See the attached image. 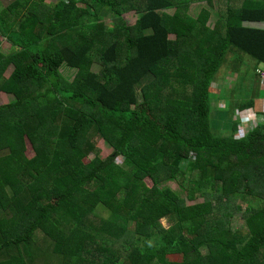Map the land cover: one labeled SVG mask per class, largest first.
I'll return each mask as SVG.
<instances>
[{
    "label": "trees",
    "instance_id": "obj_1",
    "mask_svg": "<svg viewBox=\"0 0 264 264\" xmlns=\"http://www.w3.org/2000/svg\"><path fill=\"white\" fill-rule=\"evenodd\" d=\"M195 1L0 0V264L42 235L59 264H264V119L236 139L254 102L222 131L210 107L224 64H264V0L213 26Z\"/></svg>",
    "mask_w": 264,
    "mask_h": 264
},
{
    "label": "rangeland",
    "instance_id": "obj_2",
    "mask_svg": "<svg viewBox=\"0 0 264 264\" xmlns=\"http://www.w3.org/2000/svg\"><path fill=\"white\" fill-rule=\"evenodd\" d=\"M4 4H8V2H4ZM206 6L205 2H195V3H191L190 4V8H189V12L191 14V16L196 17L199 12L200 9L202 7ZM224 7V3L223 2H219L217 1V3L215 2V5L213 7L212 10V14H218V12L220 11V9ZM172 11V10H170ZM215 16L212 15L211 17V26H213V22L215 20ZM253 25L255 26H259V27H264V22L263 23H254ZM5 44L6 47L10 48V46L12 45L9 41L5 40ZM243 54V53H242ZM243 56L245 57L242 62L240 61V66H241V72H239V76H241L242 82L238 85V87L236 89H230V87L234 86V84L232 83V81L235 79L236 77V72L232 73L233 71V67L232 64H224L223 67L220 68L217 76H216V80L215 83L213 85V87L211 88V91L214 93L215 91H218V87L219 85H228L229 89L227 91V93L231 94L232 91L237 93V94H241L243 95L245 98H248V96L251 95L252 90H254V85H255V80L256 77L260 76L258 74V70L260 71H264V64H261L257 67V70L255 72V68H256V63L254 62L253 58L247 54H243ZM97 69V67H95ZM11 71H9L10 73ZM264 82V81H263ZM185 90V89H184ZM257 90L262 91L264 94V89L263 88H258ZM226 93V91H225ZM224 93V94H225ZM261 94V93H260ZM12 98H14L13 96L9 95L8 93L4 92V93H0V105H4L9 103ZM262 99H258L254 101V104H256L257 101H263L264 97H261ZM210 107L211 110L214 109L213 107V96L211 95V99H210ZM258 105V103H257ZM263 109H264V103H263ZM262 117L258 116V122L262 121L264 119V114L262 113ZM257 122V123H258ZM256 124V123H255ZM113 152V149L110 148L109 146H107L105 144V142L103 140H100V138L97 140V149L95 151V153H93L90 157L87 158V160L85 161V163H89L91 159H93L95 156L100 157L101 159H105L107 156H109L111 153ZM27 154L29 157L33 156V151L32 148L30 147V145H28V151ZM118 163L121 164L122 163V159L118 158ZM151 185V182H148ZM173 189L178 190L179 188L176 184H169ZM240 214H236V216H239ZM163 224L166 228L170 227V223L168 222L167 219H164ZM43 236V235H42ZM40 236L37 237V241L36 244L33 245L32 249L30 251H32L35 255V258H41V263L42 264H59V263H63V260L58 257V256H54L53 259H48V258H42V257H53V253H52V245H51V241L48 240L45 236ZM108 245H113L115 244L114 240H110L108 239V241H105ZM158 241L154 240V244L156 249L154 250H147V254L151 257V258H157L158 255H161L162 260H167L170 262H178L181 263L183 262V257L182 256H170L168 258H165V256L163 255L164 253V248L163 246L160 244L157 245ZM27 255V254H26ZM31 257L29 255H27L25 257V260L28 261L30 260ZM38 264H40L38 262Z\"/></svg>",
    "mask_w": 264,
    "mask_h": 264
},
{
    "label": "crops",
    "instance_id": "obj_3",
    "mask_svg": "<svg viewBox=\"0 0 264 264\" xmlns=\"http://www.w3.org/2000/svg\"><path fill=\"white\" fill-rule=\"evenodd\" d=\"M217 1L218 0H214V2L211 4H209L207 1H199V2L195 1V2H198V3L205 2L206 6H204V7L209 9L212 13L215 2L217 3ZM240 1L241 0H235V4H239ZM195 2H193V3H195ZM204 7H202V8H204ZM212 15H214L216 18L218 16V14L217 15L212 14ZM216 18H215V20H216ZM9 49L10 48L6 47V44H5L4 50H9ZM228 59H229V61H231L232 57H228ZM239 72H241V70L236 72V77L232 81L234 86L230 87V89H236L238 87V85L242 82L241 76H239ZM214 83H213V85H214ZM213 85H212V87H213ZM258 88L264 89V82H263V79L261 78V76L256 77L255 85L253 88L254 90H252L251 95L248 96V98H245L243 95L237 94L233 91L231 94L227 93V91L229 89L228 85L223 86L220 84L218 89H217L218 91H215L214 93L211 91L212 92L211 95L213 96V107H214V109L212 110L213 111L212 115H211V122L213 123V126L215 128L221 129V131L223 129H226L228 127V125L230 126V123H229L230 121L227 120V115L229 112V104H232L231 105L232 106L231 109H232L233 107L237 108V104H241V103H245V102H249V101L254 102L255 100L262 99L261 97L262 96L264 97V94L262 91L257 90ZM225 91H226V93H225ZM257 103H258V105H257ZM263 103H264V100L263 101H257L256 104H253V106L251 108L244 109V110H242V112L244 115H249V116L253 117V114L255 111L259 117H262L263 116L262 115ZM216 112H223V114H217ZM233 117H234V115H233ZM235 119L237 120L238 118L235 117L234 120Z\"/></svg>",
    "mask_w": 264,
    "mask_h": 264
},
{
    "label": "built area",
    "instance_id": "obj_4",
    "mask_svg": "<svg viewBox=\"0 0 264 264\" xmlns=\"http://www.w3.org/2000/svg\"><path fill=\"white\" fill-rule=\"evenodd\" d=\"M258 74L261 76V78L264 81V71L258 70ZM262 111L264 113V109ZM238 118L240 120L239 129H238V133H236V135H235V138L236 139H242L247 134V132L249 130H252L257 124H255V122L252 121L249 117H246V115H244L243 113Z\"/></svg>",
    "mask_w": 264,
    "mask_h": 264
},
{
    "label": "clouds",
    "instance_id": "obj_5",
    "mask_svg": "<svg viewBox=\"0 0 264 264\" xmlns=\"http://www.w3.org/2000/svg\"><path fill=\"white\" fill-rule=\"evenodd\" d=\"M262 113H263V111H262ZM246 117H249L252 121H254L257 124V122H258V114L255 111H254L253 117H251L249 115H246ZM238 120H239V118H238ZM239 122H240V120H239Z\"/></svg>",
    "mask_w": 264,
    "mask_h": 264
}]
</instances>
